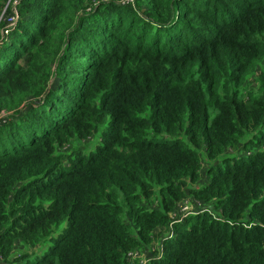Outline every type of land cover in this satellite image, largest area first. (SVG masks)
Masks as SVG:
<instances>
[{"label": "trees", "instance_id": "1", "mask_svg": "<svg viewBox=\"0 0 264 264\" xmlns=\"http://www.w3.org/2000/svg\"><path fill=\"white\" fill-rule=\"evenodd\" d=\"M3 116L0 264H264V0H0Z\"/></svg>", "mask_w": 264, "mask_h": 264}, {"label": "rangeland", "instance_id": "2", "mask_svg": "<svg viewBox=\"0 0 264 264\" xmlns=\"http://www.w3.org/2000/svg\"><path fill=\"white\" fill-rule=\"evenodd\" d=\"M4 34H6V31H4ZM4 114L5 113H2L1 115H4ZM4 117L5 116L1 117L0 120L5 119ZM199 154L201 156V160H204L205 159V153H204V151L202 149L199 150ZM206 165L207 164L203 162V164H202V170H201V173H202L201 177H202V179H205L206 178V175L204 173L205 170L203 169ZM183 209L188 210L189 207L186 206V207H183ZM50 243L51 242H48L45 245L36 246L34 249L30 250L28 262L29 263H32L33 261H35L38 258H40L43 255L44 251L48 248V246H49ZM15 248L17 249V251H24L23 250L24 249V246L21 243H19V242L16 243Z\"/></svg>", "mask_w": 264, "mask_h": 264}]
</instances>
